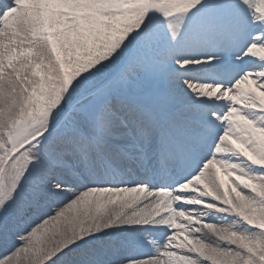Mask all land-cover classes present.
Masks as SVG:
<instances>
[{
  "label": "snow or ice",
  "instance_id": "1",
  "mask_svg": "<svg viewBox=\"0 0 264 264\" xmlns=\"http://www.w3.org/2000/svg\"><path fill=\"white\" fill-rule=\"evenodd\" d=\"M0 264H264V0H0Z\"/></svg>",
  "mask_w": 264,
  "mask_h": 264
},
{
  "label": "bare ground",
  "instance_id": "2",
  "mask_svg": "<svg viewBox=\"0 0 264 264\" xmlns=\"http://www.w3.org/2000/svg\"><path fill=\"white\" fill-rule=\"evenodd\" d=\"M253 32H254V29L249 30V32L245 34L244 39H242V40L240 41V43H241V44H244L246 41L250 40V39H251V36H252V34H253ZM213 54H216V53H213Z\"/></svg>",
  "mask_w": 264,
  "mask_h": 264
}]
</instances>
